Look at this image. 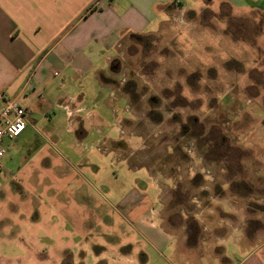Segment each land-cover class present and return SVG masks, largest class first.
I'll list each match as a JSON object with an SVG mask.
<instances>
[{
	"label": "rangeland",
	"instance_id": "rangeland-1",
	"mask_svg": "<svg viewBox=\"0 0 264 264\" xmlns=\"http://www.w3.org/2000/svg\"><path fill=\"white\" fill-rule=\"evenodd\" d=\"M170 14L159 33L121 41L106 74L116 88L112 115L104 116L100 97L92 96L84 104L91 116L83 137L78 125L63 120L7 142L0 170V264H140L132 254L143 250V242L130 225L137 216L192 215L189 209H196L181 204L197 199L201 217L217 219L221 212L209 201L220 196L218 186L233 185L236 200L239 188L246 190L240 177L264 184L253 174H238L244 163L239 137H264L256 112L264 108L261 25L245 31L208 11ZM243 37L251 45L244 54L236 42ZM243 56L255 59L247 69L233 58ZM221 57L232 60L222 63ZM122 93L142 111L132 113ZM131 119L143 152L124 129ZM102 135L117 141L116 157H103ZM249 141L252 151H264L261 140ZM131 151L137 156L128 157Z\"/></svg>",
	"mask_w": 264,
	"mask_h": 264
},
{
	"label": "crops",
	"instance_id": "crops-1",
	"mask_svg": "<svg viewBox=\"0 0 264 264\" xmlns=\"http://www.w3.org/2000/svg\"><path fill=\"white\" fill-rule=\"evenodd\" d=\"M174 11H208L213 16L227 18L226 22L236 24L237 29L248 31L251 26L260 31L261 25L264 31V0H0V108L5 100H16L31 112L27 129L15 141L26 138L28 130L37 132L42 123L63 120L78 125V137H83L85 119L91 116L84 104L92 96L100 97L98 108L103 109L104 116L112 115L116 111L112 104L116 88L102 82L101 76L106 77L111 70L121 41L126 37L159 33ZM220 22L224 24V20ZM260 37L262 40L257 38L264 47V34ZM249 40L243 37L236 41L243 54L244 49L251 47ZM177 43L184 42L179 39ZM110 51L114 53L108 54ZM245 57L233 58L243 60L247 69L249 60L255 59L247 61ZM230 60V57L219 59L222 63ZM252 86L262 88L261 84ZM122 94L132 113L141 110L139 104L133 108L128 94ZM259 94L262 95L260 91ZM256 112L261 120L258 124L264 130V108L257 106ZM134 120H125L124 129L129 130L138 142V150L143 152L146 147L140 146L139 136L134 134ZM250 139L255 144L257 140L264 144V137H239L244 163L238 174L250 173L258 181L264 180V151H252ZM99 143L103 157L118 155V144L113 138L102 135ZM136 152L120 154L132 158ZM193 154L191 151L189 162ZM250 160L256 164L250 165ZM226 171L229 174V168ZM240 178L243 184L240 186L246 190L241 192L239 188L236 200L232 194L234 186L226 183L217 187L220 196L217 194L209 201L211 209L221 212L217 219L212 215L201 217L203 211L197 210L203 206L197 199L181 204L196 209H189L192 215L137 216L130 225L143 242V250L132 254L134 262L264 264V188L261 187L264 184H250L244 176ZM162 204L165 205L163 201ZM207 227L214 232L207 231Z\"/></svg>",
	"mask_w": 264,
	"mask_h": 264
},
{
	"label": "built area",
	"instance_id": "built-area-1",
	"mask_svg": "<svg viewBox=\"0 0 264 264\" xmlns=\"http://www.w3.org/2000/svg\"><path fill=\"white\" fill-rule=\"evenodd\" d=\"M30 110L16 100H5L0 108V170L7 154V142L17 140L29 125Z\"/></svg>",
	"mask_w": 264,
	"mask_h": 264
},
{
	"label": "trees",
	"instance_id": "trees-1",
	"mask_svg": "<svg viewBox=\"0 0 264 264\" xmlns=\"http://www.w3.org/2000/svg\"><path fill=\"white\" fill-rule=\"evenodd\" d=\"M101 81L106 83V84H110V81L107 79V77H105L103 75L101 76Z\"/></svg>",
	"mask_w": 264,
	"mask_h": 264
}]
</instances>
